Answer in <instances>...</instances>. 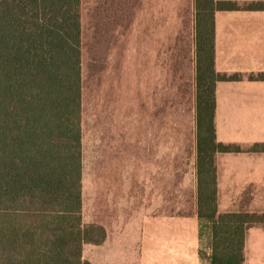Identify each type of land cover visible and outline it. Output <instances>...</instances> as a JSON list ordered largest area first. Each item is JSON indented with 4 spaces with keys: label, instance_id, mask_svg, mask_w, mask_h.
Returning <instances> with one entry per match:
<instances>
[{
    "label": "trees",
    "instance_id": "16d2710c",
    "mask_svg": "<svg viewBox=\"0 0 264 264\" xmlns=\"http://www.w3.org/2000/svg\"><path fill=\"white\" fill-rule=\"evenodd\" d=\"M82 0H0V264H90L85 243L106 229L85 223L82 202ZM197 215L209 264H244L257 213H220L215 156L242 152L217 140L215 12L264 3L194 0ZM264 80V73L249 76ZM250 151L264 152V142Z\"/></svg>",
    "mask_w": 264,
    "mask_h": 264
},
{
    "label": "rangeland",
    "instance_id": "374dc122",
    "mask_svg": "<svg viewBox=\"0 0 264 264\" xmlns=\"http://www.w3.org/2000/svg\"><path fill=\"white\" fill-rule=\"evenodd\" d=\"M81 13L83 220H133L137 259L146 222L161 221L166 264H183L195 253L185 234L196 217L194 0H82ZM255 143L217 158L240 170L224 174L220 213L264 218ZM246 235L244 264H264V223ZM207 243L200 235L199 254Z\"/></svg>",
    "mask_w": 264,
    "mask_h": 264
},
{
    "label": "crops",
    "instance_id": "0c3cea01",
    "mask_svg": "<svg viewBox=\"0 0 264 264\" xmlns=\"http://www.w3.org/2000/svg\"><path fill=\"white\" fill-rule=\"evenodd\" d=\"M232 1L240 4L264 3V0ZM214 19L215 68L219 73L239 74L242 77L237 81H219L216 85L217 140L235 144L264 142V80L249 78L251 75L257 76L264 73V10H217ZM223 154H226L224 158L228 160L237 158L233 156L235 153H217L215 156L218 208H220L224 174L240 172L235 167L222 166L217 158ZM195 203V221L189 224L190 227L185 225L190 229L185 231V234L189 244L195 249V253L190 259H182L183 264H201L198 250L200 222L197 215V182ZM224 212H234V210L230 208ZM86 223L101 224L107 232L106 239L101 244H84L83 259L85 260L86 251L91 253L88 255L90 264H166L167 248L161 242L164 227L161 221L146 222L143 232L144 255L142 259H137L135 254V223L133 220L114 222L98 220ZM152 229L158 236L153 235ZM184 249L187 247L184 246ZM100 254H108L110 258L107 256L102 258ZM136 260L142 262L136 263Z\"/></svg>",
    "mask_w": 264,
    "mask_h": 264
}]
</instances>
